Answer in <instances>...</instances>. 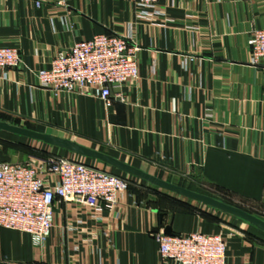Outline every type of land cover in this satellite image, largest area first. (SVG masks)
Segmentation results:
<instances>
[{"label": "crops", "instance_id": "obj_1", "mask_svg": "<svg viewBox=\"0 0 264 264\" xmlns=\"http://www.w3.org/2000/svg\"><path fill=\"white\" fill-rule=\"evenodd\" d=\"M135 2L0 0V46L17 47L22 58L0 69V120L74 140L264 219V68L250 62L248 42L264 28V0H158L152 20L136 19ZM100 33L128 36L136 48L138 78L114 88L110 106L40 86L34 71ZM19 143L72 155L0 130L10 162L31 155ZM137 190L96 218L84 205L56 200L40 246L0 226V264H174L160 258L153 236L166 226L176 235L221 233L226 264H264L263 230L186 197Z\"/></svg>", "mask_w": 264, "mask_h": 264}, {"label": "built area", "instance_id": "obj_2", "mask_svg": "<svg viewBox=\"0 0 264 264\" xmlns=\"http://www.w3.org/2000/svg\"><path fill=\"white\" fill-rule=\"evenodd\" d=\"M160 13L158 0L135 2L137 20H152ZM129 41L128 36L115 33L93 35L58 51L49 68L34 74L43 88L92 96L110 106L112 90L138 78L136 48ZM248 42L250 62L264 68V28L253 29ZM21 64L17 47L0 46V69ZM32 147L45 155H30L25 162H0V226L26 234L34 246L50 236L56 200L84 205L96 218L116 209L133 177L88 164L74 153L60 156L41 146ZM153 236L163 261L226 264V240L221 233L167 235L160 231Z\"/></svg>", "mask_w": 264, "mask_h": 264}, {"label": "water", "instance_id": "obj_3", "mask_svg": "<svg viewBox=\"0 0 264 264\" xmlns=\"http://www.w3.org/2000/svg\"><path fill=\"white\" fill-rule=\"evenodd\" d=\"M0 130L6 131L12 134L23 136L32 140L43 142L47 145L59 147L65 149L74 154L94 158L100 160L103 163H106L127 175L139 178L148 182L151 185H154L158 188L176 193L180 196L186 197L188 199L197 201L202 205L219 210L222 213L231 215L233 217L239 218L243 221L248 222L249 224L255 226L256 228L264 231V220L253 215L252 213L227 202L221 201L210 195L200 193L194 190H191L187 187L173 184L169 181H166L162 178L154 176L152 174L146 173L130 164H127L123 161H120L110 155H107L103 152H100L96 149L82 145L74 140L57 137L48 133L38 132L26 127L18 126L11 124L7 121L0 120ZM10 158L7 155H3L0 151V162H9ZM154 231H159V227H156ZM163 232L167 235H172L171 228L169 226L164 227Z\"/></svg>", "mask_w": 264, "mask_h": 264}, {"label": "rangeland", "instance_id": "obj_4", "mask_svg": "<svg viewBox=\"0 0 264 264\" xmlns=\"http://www.w3.org/2000/svg\"><path fill=\"white\" fill-rule=\"evenodd\" d=\"M37 149H39V148H37ZM32 155V154H31ZM41 156H43V155H41ZM94 165V164H93ZM97 167H100V168H103L102 166H100V165H98ZM103 169H105L106 171H109V172H111V173H114L113 172V170H112V168H103ZM118 175H121V176H123L124 177V175L123 174H118ZM126 176V175H125ZM142 185H144V188H146V189H150V190H153V191H156V192H158V193H160V194H162V195H164V196H168V197H171V198H175V199H181V200H184V201H188V200H186V198L185 197H183V196H179L178 194H176V193H173V192H169V191H167V190H164V189H158V188H155V187H153V186H151L150 184H147V185H145V184H139V182H137V181H135V180H133L132 178H129V180H128V188H130V189H135V190H137V189H139V190H141V186ZM185 187V186H184ZM188 188V187H187ZM138 191V190H137ZM197 192H200V193H204V194H207V195H210V194H208V193H206V192H204V191H197ZM210 196H212V195H210ZM198 203V202H197ZM231 204V203H230ZM199 205V204H198ZM233 205V204H232ZM236 206V205H235ZM239 207V206H238ZM241 208V207H240ZM243 209V208H242ZM244 210H246V209H244ZM246 211H248V210H246ZM248 212H250V213H252V212H256V211H248ZM253 215H255V216H257V217H259L258 215H256V213H252ZM257 214H259V213H257ZM259 218H261V217H259ZM262 219V218H261ZM264 220V219H263Z\"/></svg>", "mask_w": 264, "mask_h": 264}, {"label": "trees", "instance_id": "obj_5", "mask_svg": "<svg viewBox=\"0 0 264 264\" xmlns=\"http://www.w3.org/2000/svg\"><path fill=\"white\" fill-rule=\"evenodd\" d=\"M15 147L20 148L22 150H26V152H28L29 154L35 155V156H41V155H45V152L42 150H39L37 148H34L32 146L26 145V144H16ZM190 189V188H189ZM213 197V196H212ZM226 202V201H224ZM228 203V202H227ZM230 204V203H229Z\"/></svg>", "mask_w": 264, "mask_h": 264}]
</instances>
